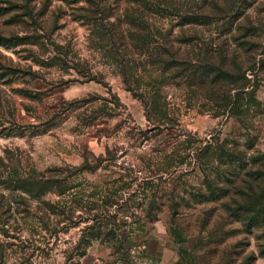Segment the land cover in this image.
<instances>
[{
  "label": "rangeland",
  "instance_id": "rangeland-1",
  "mask_svg": "<svg viewBox=\"0 0 264 264\" xmlns=\"http://www.w3.org/2000/svg\"><path fill=\"white\" fill-rule=\"evenodd\" d=\"M263 154L264 0H0V264H264Z\"/></svg>",
  "mask_w": 264,
  "mask_h": 264
},
{
  "label": "trees",
  "instance_id": "trees-1",
  "mask_svg": "<svg viewBox=\"0 0 264 264\" xmlns=\"http://www.w3.org/2000/svg\"><path fill=\"white\" fill-rule=\"evenodd\" d=\"M252 102H256L255 99H251ZM219 151L222 153L223 150L219 148ZM261 162L262 165L258 169L250 168L246 174L248 180L241 181L240 191L238 193L241 201V204L236 203V208L226 206V211L230 217L237 216L241 214L242 222L244 226L248 229V233L254 227L264 224V154L261 158L254 161ZM218 195H214L210 200L217 201L222 197H225L229 194L228 190H221Z\"/></svg>",
  "mask_w": 264,
  "mask_h": 264
}]
</instances>
